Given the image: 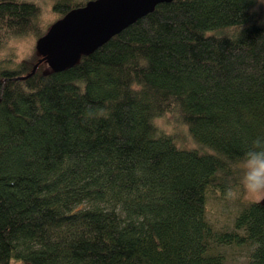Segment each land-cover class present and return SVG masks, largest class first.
<instances>
[{
    "label": "trees",
    "instance_id": "obj_1",
    "mask_svg": "<svg viewBox=\"0 0 264 264\" xmlns=\"http://www.w3.org/2000/svg\"><path fill=\"white\" fill-rule=\"evenodd\" d=\"M88 0H54L62 17ZM257 0H172L61 71L0 61V264H264V201L232 229L208 193L264 137V15ZM41 7L0 0V48L40 37ZM57 18V19H58ZM174 113L192 145L155 120ZM182 142H180L181 144Z\"/></svg>",
    "mask_w": 264,
    "mask_h": 264
},
{
    "label": "water",
    "instance_id": "obj_2",
    "mask_svg": "<svg viewBox=\"0 0 264 264\" xmlns=\"http://www.w3.org/2000/svg\"><path fill=\"white\" fill-rule=\"evenodd\" d=\"M172 0H88L51 23L36 39L35 50L40 56L37 65L46 62L51 71L74 65L139 18Z\"/></svg>",
    "mask_w": 264,
    "mask_h": 264
},
{
    "label": "rangeland",
    "instance_id": "obj_3",
    "mask_svg": "<svg viewBox=\"0 0 264 264\" xmlns=\"http://www.w3.org/2000/svg\"><path fill=\"white\" fill-rule=\"evenodd\" d=\"M36 2L41 7V23L43 26L53 23L58 18V13L52 10L54 0H30ZM256 9L261 10L264 15V0H257ZM36 37L25 35L22 37H12L8 39L4 46L0 48V61L3 60L5 68H14L19 62L31 56L35 48ZM48 65H44V71H49ZM156 124L170 134L177 136V144L192 145L188 135L187 127L176 121L174 113H167L155 120ZM180 142H182L180 144ZM236 175L237 165H236ZM235 195L228 199L218 189L208 193L206 204V217L220 230L232 229L233 218L239 211L243 202H249L246 194L240 189L238 183L232 186ZM233 264H248L250 248L247 245H224L220 246Z\"/></svg>",
    "mask_w": 264,
    "mask_h": 264
},
{
    "label": "clouds",
    "instance_id": "obj_4",
    "mask_svg": "<svg viewBox=\"0 0 264 264\" xmlns=\"http://www.w3.org/2000/svg\"><path fill=\"white\" fill-rule=\"evenodd\" d=\"M238 185L247 198L254 203L264 201V137L253 139L237 163ZM231 185L225 190V197L233 198Z\"/></svg>",
    "mask_w": 264,
    "mask_h": 264
}]
</instances>
